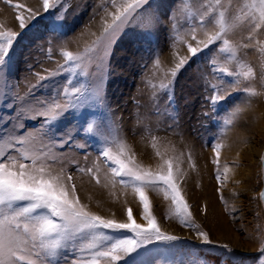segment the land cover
Segmentation results:
<instances>
[{"label":"snow or ice","instance_id":"obj_1","mask_svg":"<svg viewBox=\"0 0 264 264\" xmlns=\"http://www.w3.org/2000/svg\"><path fill=\"white\" fill-rule=\"evenodd\" d=\"M5 2L16 11L20 31L0 30V102L8 110L0 115V264H153L152 258L164 252L172 253V258L156 259L155 264H205L199 255L202 247L185 243L162 228L150 192L162 195L167 202L162 219H175L181 227L190 229L202 246L231 252L227 244H214L210 233L195 222L181 187L186 175L181 167L184 153L168 156L161 152L160 138L153 133L164 124L163 130L183 135L176 83L205 57L212 80L203 72L197 78L208 93L205 100L210 112L216 116L225 113L223 123L227 126L244 122L253 98L264 97V0H208L203 10L195 11L182 2L171 17L160 10L156 0H94L90 21L99 18V31L89 34L95 39L83 52L62 51L64 63H58L55 69H29L35 82L26 78L24 94H20L19 84H8L14 49L27 31L38 30L43 16L40 10L23 3ZM70 8L69 0H42L43 12L55 14V20L43 27L51 25L64 35ZM165 25L174 34L173 49L182 44L188 54L181 56L173 51V66L158 86H152L147 105L132 98L135 122L150 137V146L161 161L152 170L137 162L122 135L123 115L117 118L108 96V83L116 46L126 38L151 46V37L158 36ZM237 31L246 35L240 41L230 39ZM248 49L259 53L255 67L244 59L247 52L242 50ZM233 64L234 69L229 67ZM153 67L161 68L159 57ZM60 76L65 77L62 84L57 83ZM241 95L244 99L237 104ZM141 108L146 111L141 113ZM152 116L156 117L155 126ZM27 121L37 122L36 127L29 129ZM90 140L100 144L96 160L87 168L73 160L76 171L100 184L101 164L105 165L107 183L103 186L119 185L125 193L131 189L141 206L139 216L143 222L137 221L131 207L125 210L126 219L118 220L115 214L105 217L93 212L81 201L73 175L65 167V150L87 149ZM223 147L218 139L213 145L212 163L219 185L216 191L232 215L238 209L227 208L222 189L233 168L220 162ZM187 161L195 170L191 152ZM260 164L262 171L257 180L261 186L252 197L258 207L264 206V156ZM234 166L238 168L239 164L234 162ZM241 183L235 181L237 186ZM232 194L239 197L240 192L234 190ZM254 219H260L259 211ZM255 230L260 232L257 264H264V224H257Z\"/></svg>","mask_w":264,"mask_h":264},{"label":"rangeland","instance_id":"obj_2","mask_svg":"<svg viewBox=\"0 0 264 264\" xmlns=\"http://www.w3.org/2000/svg\"><path fill=\"white\" fill-rule=\"evenodd\" d=\"M157 1L158 0H156V2ZM171 1L172 0H169L168 2ZM183 1L193 11L197 9L203 10L202 5L208 2V0H202L201 3L198 2L197 6L195 7L192 0H173L171 6L169 7V13L167 11L169 17L177 12L178 3L181 6V3ZM164 2L165 1L157 2L161 5L162 8H164V9L162 8L160 9L162 12H165V7H163ZM13 3H23L27 7L38 9L40 10L41 15L44 17V20L41 21L40 27H42V31L45 37H42L40 28H38V30L27 31L22 37L18 39V42L15 45L14 61L12 64L8 84L9 85L19 84V92L20 94H24L26 91V87H25L26 78L28 81H31L32 83L35 82V77L30 73L29 69H31L32 72H42L43 69L52 70L57 67L58 63L59 64L64 63L65 58L62 56V51H71L73 53L83 52L84 48L88 44H90L93 39H95L93 36L89 34V32L98 33V31L94 30V25L96 24L98 17L95 20L90 21L91 10L93 7L94 0H69V3L71 4V8L68 11L64 23L66 24V22L70 20L69 19L70 14H73L72 17H75V19L74 21H71L73 22L72 29L67 30L64 27L62 30L64 35H62L51 25L48 28L43 27L44 23L55 20V14L54 12L47 14L43 12L42 0H28V1L13 0ZM4 8L9 10L7 11L9 12V14L10 13L12 14V17L7 18V22H5L2 16H0V25H3V28H0V30H6L8 28H12L13 30L20 31L18 28V22L15 20L16 11L14 10L13 7L9 6L5 2V0H0V12ZM11 20H13L12 21L13 23H11ZM71 22L68 23L71 24ZM180 23H183V21H180ZM89 26H93V28L90 29ZM80 29H82L81 31L86 30V32L82 36L78 37V34L81 31L78 33L77 31ZM165 29L167 32H169L168 26L165 25L164 30L161 31L162 34L161 37L162 39H164L167 45L168 42L170 41L169 35H173V33L171 31L169 33L167 32L164 33ZM237 34L239 35L231 36L230 39H233L235 41H240L241 37L246 33L240 31ZM262 38H264V36H262ZM33 44H35V46L32 47L31 50H35V51L32 53L30 48ZM42 45L52 46L50 56L49 54L47 57L45 56L44 47H42ZM184 47L186 48V46ZM171 48H173L172 44L168 46V49L166 51L171 52L172 50H175ZM244 51L247 52V55L244 56V59L248 63L252 64L254 67L257 66L259 53L256 52L254 49L242 50V53ZM213 52H215V49H213ZM49 57H51V59ZM206 59H207L206 57L202 59H198L196 62L200 63V65H202L203 68L206 69V70L204 69V71H202L203 70L202 69L201 72L206 73L208 78L209 69L206 63ZM220 59H222V57ZM229 67L234 69L235 65L234 64L229 65ZM188 71H192L191 67L188 68V70L185 71L183 75H181V78L183 77L184 82L182 85L179 86L180 93L178 91L180 98L179 102L180 104L182 103L181 106L178 103V106H179V111H181L180 113H181L182 128L180 129V131L183 133V135L180 136L175 135V136H177L180 139V141H178V143L179 142L180 143L178 144V146H174L173 144L174 142H172L169 138H167V140L165 139L166 137L163 135L164 132L170 131L171 133V130H167V131L163 130L164 124H162V126L160 127L161 129L160 131H154L153 134L157 135L160 138L158 147L161 152H166L168 156L179 155L181 152L184 153V163L181 165V167L183 168L184 173L186 175L183 178L181 187L184 190L183 187L189 184L187 187H185L189 193L190 198L192 199V204L190 203L189 204L192 206V208L195 206L196 209L198 210L197 212L198 218L196 217V219H198L200 223L196 220L195 222L201 225L204 231L208 229L207 232L210 233V238L212 239L214 244H227L232 251L229 252L227 249H222V248L209 249V246H202L201 241L196 239L194 232H192L190 229L181 227L175 219H173L174 220L173 222H175L181 228L182 232L188 231L191 233V236L189 234H184V235L180 234V237L182 238L183 242L191 243L203 248V250L199 252V255L204 260L205 264H257L260 255L258 252V248L260 246L259 244L260 232L256 231L255 227L257 224H264V206L258 207V201L252 200V197L255 195L256 190H258V188L261 186L260 184H258L257 176L262 171L260 158L264 156V127H261V121H260L258 122V124L256 122V125H254V127H250L247 132L245 131L243 134H240L239 132L234 134L233 139L236 144L234 155L226 154L225 156L226 160L224 161V164H228L230 167H232L233 172L229 173V181L226 183L222 191L224 198L227 201V208L231 209L233 206H235L238 209L235 213L229 215L228 211L225 210L226 207L225 204L222 203L219 198L220 193H218L215 190L217 189V187H219V185L215 180V165L212 163V161L214 159L213 145L219 139V142H221L224 145V147L221 150V156H220V162L223 165V161H222L223 150L227 146L226 142L224 141L227 134H229L228 133L229 130L233 128V126H227L223 123L225 118V113H221L219 116H216L214 113L210 112L209 110L210 106L206 103L205 100V97L208 95V93L205 91L204 84L197 78L196 79L197 89L195 90L194 83L193 84L190 83L191 84L190 85L188 82L191 80L189 76L193 75L192 74L193 72H188ZM210 77L211 75H209V78ZM210 79H212V77ZM64 80L65 77L60 76L57 78V83L62 84ZM193 89L196 91V92L194 91L195 92L194 94L192 92ZM127 93H128V99L126 101L123 100L121 101L120 99H117V95L113 97L110 101L112 107L116 111H120V107L125 108V111L129 110L131 114L130 118H134L132 120V127L136 129L139 127V125L136 124L135 116L133 113L134 104L132 103V98L134 97V93L131 94L128 91ZM180 94H182V98L180 97ZM123 95H125V92H123ZM113 99H117V100H113ZM243 99L244 97L241 95L240 99L237 100L236 103L237 104L241 103ZM161 105L164 106V103L161 102ZM195 105L197 110L195 109ZM6 111L8 110L5 109L3 107L2 102H0V115L4 114V112ZM203 113H208V115L205 116L203 115ZM260 115H262V118H264L263 117L264 112H261ZM69 119L71 118L69 117ZM124 119H127L126 116L123 117V122ZM248 121L249 119L245 118V123H248ZM13 123H15V120H13ZM36 123L37 122L35 121H27V127L29 129L35 128ZM64 123L66 124L68 123V121H65ZM73 123L75 122L73 121ZM168 123H171V121H168ZM236 124H238L236 127L237 130L244 124V122L242 124L237 122ZM132 131L133 130L131 128H128V133L132 134ZM136 132L138 131L136 130ZM141 132L143 131L141 130ZM171 134L174 135L173 133ZM171 134L168 135L171 136ZM135 135L136 133H134V136ZM145 135L146 137L148 136L146 133ZM185 135L187 137H184ZM184 138H186V140H184ZM194 141H196L197 144H199L202 148H200L199 145L196 148L194 145ZM128 144L131 146V149L134 152L135 158L138 163L143 165L145 168H151L152 170L157 169L161 161L160 159H158V157L155 156L154 150L150 146V138L147 141V145H145V147L149 149V150L147 149L146 152L144 150H139V147L136 144L135 140H131V139L128 140ZM173 146H174V150H173ZM99 147L100 144L98 142L90 140L87 149L84 150L77 149L72 151L65 150V154L68 157V159L65 161V167L67 172L73 175L79 196H80V186H79L80 184L83 183L93 184L100 189L103 186V182L101 181L102 183L96 184V182L91 178L90 175L81 174L77 172L76 163L72 161L74 160L75 162H78L79 166L81 167H85V168L92 167L93 163L96 160ZM207 149L211 150L212 154L209 153L208 155L205 156V151ZM258 149L259 150L261 149L262 152L260 155L257 156ZM114 151H115V147H114ZM197 151L205 156L204 159L199 158ZM189 152H191L192 158L195 161L196 164L195 170L189 167L187 161V155ZM143 153H144V156H142L143 158L141 156H138V155H142ZM85 155L87 156V159H85ZM138 157L139 159H137ZM148 158L152 159L150 160L151 162L150 164H146ZM234 162L239 164L238 168L234 166ZM256 162H258L259 165ZM101 168H103L102 169L103 171H101L100 173V178H102V175L105 174V172L107 171L105 165L101 164ZM211 169H212V173H211ZM213 180L215 181L216 185L214 184ZM236 180H240L243 183L237 186L235 184ZM261 180H264V177H261ZM102 188L100 190L104 191L103 194L106 195V198L109 202L114 203L115 201H118L122 213L123 212L125 213L127 207H131L133 209V207L130 206L131 204H128L124 200L126 196V193L124 191L121 190L116 191L114 190L115 188L112 187L109 188L105 187L103 189ZM214 190L216 191L217 198L215 197ZM234 190L240 192L239 197L233 196L232 193ZM112 193H114V195ZM184 195H185V190H184ZM149 196H151L150 193ZM135 199L138 204L137 206L138 211L133 209V213L136 216L138 222H143L139 216V213L142 210L141 206L139 205V202L136 197ZM99 200L102 201V199ZM208 200L213 203V207L211 208L212 210L209 209ZM122 201H124V203ZM164 202L165 203L161 209L162 211L160 214L161 219L165 214V212L167 211V202L166 201ZM125 205L127 206L125 207ZM136 211L137 214L135 213ZM256 211L260 212V219L258 220L254 219V214ZM171 220L162 219V222L164 221L166 223H169ZM220 226L222 228L221 230H219ZM240 247L248 248V250H243ZM172 255H173L172 253L164 252L160 256L152 258L153 264H155L156 259L162 260L166 258H172Z\"/></svg>","mask_w":264,"mask_h":264},{"label":"bare ground","instance_id":"obj_3","mask_svg":"<svg viewBox=\"0 0 264 264\" xmlns=\"http://www.w3.org/2000/svg\"><path fill=\"white\" fill-rule=\"evenodd\" d=\"M162 1H166V4H164V6L163 7H165V12H167L168 11V13H169V7L171 6V3H172V1L171 2H168V0H162ZM201 1L202 0H193V4L195 5V7L197 6V4H198V2L199 3H201ZM36 5V4H35ZM5 7V6H4ZM162 8V7H161ZM162 9H164V8H162ZM0 16H2V18L5 20V22H7V18H11L12 16L9 14V12L7 11V9L6 8H4L1 12H0ZM13 20H11V23H13L12 22ZM167 26V25H166ZM94 30L95 31H99V18L97 19V21H96V24L94 25ZM170 31V30H169ZM167 31H166V29H165V32L164 33H166ZM238 32H240V31H237L233 36H237V35H239V34H237ZM167 33H169V32H167ZM169 35V34H168ZM174 35V34H173ZM173 35H169V37H170V39H171V41L169 42L170 44H172V42H173ZM246 35V34H245ZM159 36H160V33L158 34V38H159ZM199 38H203V36L202 35H199ZM261 39H264V38H262L261 37ZM194 43V42H193ZM166 45V44H165ZM168 45V44H167ZM166 45V46H167ZM163 48H166V47H164L163 46ZM171 49H173V48H171ZM170 49V50H171ZM173 51H175V52H177L179 55H181V56H183V55H187L188 53H187V48H185L184 47V45H182V44H178L177 46H176V48H175V50H172L170 53H168L167 54V52H166V50L164 51V50H162V54H161V56L162 55H165L164 56V58H165V61L163 60V63L164 64H162V66H163V68L166 70V69H169L170 67H172L173 66ZM253 56V55H252ZM205 65V64H204ZM206 66V65H205ZM203 69V70H202ZM204 69L205 68H203V66L202 65H200V63H198V62H195L192 66H191V70L192 71H188V72H193L192 74L193 75H191V76H189L190 78H191V80L190 81H188L189 82V84L191 83V84H193L194 83V89L196 90L197 89V83H196V79H197V76L199 75L198 73H200L201 72V70L202 71H204ZM190 70V69H189ZM206 70V69H205ZM206 74V73H205ZM196 77V78H195ZM211 78V77H210ZM209 78V75H208V80L210 79ZM199 80V79H198ZM210 80H212V79H210ZM192 81V82H191ZM185 83H187V82H185ZM190 84V85H191ZM187 85V84H186ZM202 85V84H201ZM189 88V87H188ZM203 88V87H202ZM190 89V88H189ZM193 89V94L196 92L195 90ZM179 91V93H180V90H178ZM195 91V92H194ZM180 97L182 98V94H180ZM203 103V102H202ZM197 106H199V105H197ZM263 107V108H262ZM184 108V107H183ZM201 108V107H200ZM195 109H196V105H195ZM197 110V109H196ZM206 110V109H205ZM189 111V110H188ZM197 112V111H196ZM198 112H200V111H198ZM261 112H264V97H260V98H253V100H252V104H251V108L248 110V113L246 114V118H248V117H250V119H249V121H248V123H245V120H244V124L239 128V129H237L236 130V127H237V125L238 124H236V125H234L233 126V128H231L230 130H229V134H227V136H226V138H225V141L224 142H226V148L223 150V155H222V161H223V164H224V161L226 160V154H230V155H234V151H235V149H236V144H235V142H234V139H233V137H234V134H236V133H240V134H243L245 131L247 132L248 130H249V128L250 127H254V125H256V122H257V124H258V122H260L261 121V127H264V118H262V115H260V113ZM125 116H126V118L127 119H124V122H125V127L126 126H128L127 125V122H128V120L130 119V116H127L126 114H125ZM263 117H264V115H263ZM161 119V118H160ZM162 120V119H161ZM195 120V119H194ZM198 120V119H197ZM262 120H263V122H262ZM154 121H156V118L154 119ZM203 122V121H202ZM205 123V122H204ZM260 125V124H259ZM199 127V126H198ZM234 127H235V129H234ZM138 131V130H141V128H140V126L138 127V128H134V131ZM236 130V131H235ZM171 133H172V131H171ZM170 133V131H167V132H164V136L166 137L165 139L167 140V138H169L172 142H174L173 144H174V146H178V144L180 143H178V141H180V139L177 137V136H175V135H172ZM168 134H171V136L170 135H168ZM162 136V135H161ZM184 137H187L186 135L184 136ZM150 137L149 136H147L146 137V135L145 134H143V133H140V134H136L135 136H133L132 137V140H135V142H136V144L138 145V147H139V150H144L145 152H146V150L148 149L147 147H145V145H147V141H148V139H149ZM165 139H163V140H165ZM162 140V139H161ZM184 140H186V138H184ZM188 140H190V139H188ZM134 145V144H133ZM181 145V144H180ZM194 145H195V147L197 148L198 147V145L199 144H197V142L196 141H194ZM199 147L200 148H202L200 145H199ZM134 149V148H133ZM138 149V148H137ZM179 149V148H178ZM149 150V149H148ZM139 152V151H138ZM258 154H257V156L258 155H260L261 154V149L259 150L258 149ZM209 153H211L212 154V152H211V150H209V149H207L206 151H205V156L206 155H208ZM138 154V153H137ZM149 154H151V153H149ZM197 154H198V156H199V158H201V159H204V155L203 154H201L200 152H198L197 151ZM138 156H144V153L142 154V155H138ZM149 156V155H148ZM143 158V157H142ZM260 158V157H259ZM137 159H139V157L137 158ZM159 159V158H158ZM150 160H152V159H150V158H148V161L146 162V164H150L151 162H150ZM156 161V160H155ZM258 165H259V163L258 162H256ZM257 167V166H256ZM212 168H213V166H212ZM103 169V168H102ZM259 170V169H258ZM103 171V170H102ZM256 172V171H255ZM260 172V171H259ZM211 173H212V169H211ZM103 177L102 178H104V176H105V174H103L102 175ZM83 181V180H82ZM81 181V182H82ZM214 181V180H213ZM103 182V185L105 184V183H107L105 180H103L102 181ZM101 182V183H102ZM80 183V182H79ZM214 184L216 185V183H215V181H214ZM189 184H187V186H188ZM80 186V198H81V201L83 202V203H85V204H88L89 205V207L91 208V210L93 211V212H96V213H98V214H100V215H103V216H105V217H112L113 216V214H115V218L116 219H118V220H123V219H126V217H125V213L123 212H121V208H120V205L118 204V201H112V202H114V203H111V202H109L108 200H107V198H106V195H104L103 194V192L104 191H102V190H100L96 185H93V184H86V183H83V184H80L79 185ZM186 185H185V187H187ZM109 187H111V185L109 184V186H108V188ZM185 187H183L184 188V190H185V195H186V198L188 199V201H189V203L190 204H192V199L190 198V196H189V193H188V191H187V189L185 188ZM216 187V186H215ZM214 187V188H215ZM103 188H105V187H103ZM102 188V189H103ZM190 188V187H189ZM106 190V189H105ZM114 190H121V191H124L123 189H121L120 188V186H116L115 187V189ZM216 190V189H215ZM214 190V192H215V197L217 198V194H216V191ZM90 192V193H89ZM150 194H151V200H152V203H153V211H154V214L157 216V218L158 219H161V209H162V207L164 206V201H163V197L161 196V195H157V194H155L154 192H150ZM99 199H102V201L101 200H99ZM124 200L128 203V204H131L130 206H132L133 207V209L134 210H137L138 208H137V206H138V204H137V202H136V199H135V197L133 196V194H132V191L130 190V189H128L127 190V192H126V196H125V198H124ZM205 201V200H204ZM123 203H124V201H122ZM121 202V203H122ZM122 203V204H123ZM208 205H209V209L210 210H212L211 208L213 207V203L212 202H210L209 200H208ZM127 205H125V207H126ZM193 210V214H194V218H195V220L196 221H198L199 222V220L198 219H196V217H197V212H198V210L196 209V207L194 206L193 208H192ZM125 210V209H124ZM138 211V210H137ZM137 211L135 212L136 214H137ZM198 218V217H197ZM162 220V219H161ZM174 220L172 219L169 223H166V222H162V228L165 230V231H167V232H170L171 234H176V235H179L180 236V234L181 235H184V234H189L190 236H191V233L190 232H188V231H186V232H182L181 231V228L175 223V222H173ZM200 223V222H199ZM206 229V228H205ZM222 228H221V226L219 227V230H221ZM206 231H208V229H206ZM235 243H236V241H235ZM235 246V245H234ZM237 247V246H236ZM241 249H243V250H248V248H243V247H240ZM246 253V252H245ZM249 253V252H248Z\"/></svg>","mask_w":264,"mask_h":264},{"label":"crops","instance_id":"obj_4","mask_svg":"<svg viewBox=\"0 0 264 264\" xmlns=\"http://www.w3.org/2000/svg\"><path fill=\"white\" fill-rule=\"evenodd\" d=\"M158 1H162V0H158ZM183 3L185 2L183 1ZM164 4H166V1L164 2ZM179 8H180V5L178 3V9ZM72 15L73 14L69 15L70 20L67 21L65 24V28L67 30L72 29L73 22L71 21H74L75 19V17H72ZM43 20H44V17H43ZM68 22H71V24H69ZM39 28L42 29V27H39ZM89 28L92 29L93 26H89ZM81 30L82 29L78 30L77 33L80 32ZM85 32L86 30L81 31L78 34V37L82 36V33L84 34ZM159 33H160L159 38L157 35H153L151 37L152 39L151 46L147 42L140 44V43L134 42V40H130L127 38L121 41L116 46L114 50V55L111 58V65L113 69L112 76L108 83V96L110 100L117 95V99H120L121 101L122 100L126 101L128 99V93H127L128 91L131 94L134 93V97L138 98L142 104L147 105L148 96L152 91V86L153 85L158 86L164 77V73L167 71V69L165 70L162 66V64H164L163 60L165 61V58H164L165 55L161 56V54H162V50L168 49V46L170 45L169 42L171 41V39L168 42V45L166 46L164 39H162L161 37L162 35L161 31ZM43 37H45V35H43ZM34 46L35 44L31 46L30 50ZM42 46L45 48H48V53L50 56L52 46L51 45H42ZM163 46L166 47V49L163 48ZM34 51L35 50H31L32 53ZM168 53L170 52H167V54ZM157 57H159L161 61V68L158 70L153 67V63ZM183 82H184L183 77L181 78V76H179L177 83H176V86H177L176 95H177L178 103L180 106L182 105V103L180 104L179 102L180 98H179L178 90H179V86L182 85ZM123 92H125V95H123ZM117 99H113V100H117ZM160 106L161 108L164 107L163 105H160ZM133 111L134 112L136 111L135 107ZM145 111H146V108L140 109L141 113ZM180 112L181 111H179V113ZM116 113H117V118H119L121 114L123 115V117H125V114L131 117L129 110L125 111V108L123 107H120V111H116ZM180 117H181V113H180ZM155 118H156L155 116L151 117L153 126L156 124V121H154ZM133 119L134 118H130L128 120L127 122L128 126L126 127H125V122H122V128H123L122 133H123V136L126 137L127 143H128V140L130 139L132 140L134 133L140 134L144 132V131L141 132V130H138V132L134 131V128L132 127ZM161 119L163 120L165 118L161 117ZM161 126L162 124L159 125V127ZM128 128H131L133 130L132 134L128 133ZM103 180H105V176L104 178H101V181Z\"/></svg>","mask_w":264,"mask_h":264}]
</instances>
